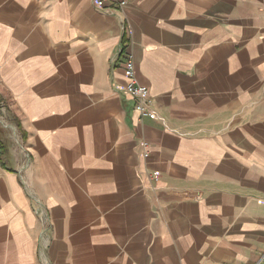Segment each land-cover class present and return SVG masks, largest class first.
Wrapping results in <instances>:
<instances>
[{
  "label": "crops",
  "instance_id": "1",
  "mask_svg": "<svg viewBox=\"0 0 264 264\" xmlns=\"http://www.w3.org/2000/svg\"><path fill=\"white\" fill-rule=\"evenodd\" d=\"M126 2L0 0V264H264V0Z\"/></svg>",
  "mask_w": 264,
  "mask_h": 264
},
{
  "label": "built area",
  "instance_id": "2",
  "mask_svg": "<svg viewBox=\"0 0 264 264\" xmlns=\"http://www.w3.org/2000/svg\"><path fill=\"white\" fill-rule=\"evenodd\" d=\"M94 6L98 10H104L109 13H116L119 8L126 5V0H92ZM108 3H113L114 5H108ZM121 51V50H120ZM122 53L123 59L121 62V65L118 66L121 70L123 82L122 83H115L114 84V90L116 94L127 97L130 99L133 103L132 107L137 112L138 120H142V118L147 117L150 120H157L159 119V116L157 115L154 104H153V98L150 94L149 89L140 84L136 77H135V64L133 61L132 54L130 52H123V50L120 52ZM115 60V58L112 60ZM114 64V63H113ZM4 104L0 102V125L7 128L10 131V137L13 139V141L16 143V145L21 149L23 152L24 158L21 162L22 169L25 167L26 160L28 158V155L26 151L24 150V146L19 139L18 130L16 124L10 122L7 120L6 116H4L5 107ZM140 144L142 146H145V141H140ZM144 157L148 156L147 152H144ZM21 172V171H20ZM158 171H154L151 175L152 178H156L158 176ZM41 215V214H40ZM42 222L43 227L40 233V239H39V248L38 250L40 252V258H41V264H51L49 262V259L42 255L43 251H45L48 243V230H49V222L48 218L44 215H42Z\"/></svg>",
  "mask_w": 264,
  "mask_h": 264
},
{
  "label": "rangeland",
  "instance_id": "3",
  "mask_svg": "<svg viewBox=\"0 0 264 264\" xmlns=\"http://www.w3.org/2000/svg\"><path fill=\"white\" fill-rule=\"evenodd\" d=\"M1 116V115H0ZM7 131H8V133L10 134V131L8 130V129H6ZM11 138V137H10ZM11 141L14 143V145H16V143L13 141V139L11 138ZM17 148H18V146H17ZM18 150H19V148H18ZM23 158H24V156L22 155V159H21V161H23Z\"/></svg>",
  "mask_w": 264,
  "mask_h": 264
}]
</instances>
